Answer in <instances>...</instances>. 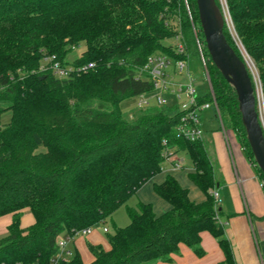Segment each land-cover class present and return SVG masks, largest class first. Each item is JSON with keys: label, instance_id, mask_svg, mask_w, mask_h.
<instances>
[{"label": "trees", "instance_id": "16d2710c", "mask_svg": "<svg viewBox=\"0 0 264 264\" xmlns=\"http://www.w3.org/2000/svg\"><path fill=\"white\" fill-rule=\"evenodd\" d=\"M235 33L255 62L264 93V0H226ZM217 5L221 8L219 0ZM225 36L243 59L227 24ZM181 35L186 55L167 40ZM201 42L209 81L199 102H216L222 127L238 136L264 184L247 139L234 87L212 62L196 0H0V217L10 214L0 240V264H53L58 236L106 224L122 205L130 222L108 236L110 249L89 244V264L170 262L188 245L205 254L201 233L209 231L225 259L235 264L231 242L212 191L221 181L202 140L178 136L181 114L148 107L129 119L123 103L153 90L139 76L148 57L165 53L188 60ZM85 50L73 61L72 48ZM45 55L63 64L95 63L66 79L41 69ZM202 84V85H203ZM255 85V84H254ZM6 112L10 120L3 122ZM41 147L45 152L37 153ZM184 150L194 165L190 180L205 195L168 175L155 192L171 208L157 216L151 203L128 201L162 169L166 150ZM34 223L22 227L23 210ZM59 264H85L79 251Z\"/></svg>", "mask_w": 264, "mask_h": 264}, {"label": "crops", "instance_id": "0c3cea01", "mask_svg": "<svg viewBox=\"0 0 264 264\" xmlns=\"http://www.w3.org/2000/svg\"><path fill=\"white\" fill-rule=\"evenodd\" d=\"M211 120L212 114L204 111L202 114L204 138L205 136L211 138L212 161L216 176L221 181L218 188L220 195L218 204L223 211L220 219L231 242L235 264H264L263 180L253 161L246 156L242 146L234 137L222 136L214 129L208 130ZM174 152L173 159H166L162 163L160 174L139 189L130 198L128 205L136 206L139 201L151 203L157 216L169 211L171 205L154 191V184L162 183L168 175L174 176L181 186L189 191L191 200L196 202L205 200L204 193L189 178V173L194 171L189 155L179 150ZM179 160L181 166H176ZM106 233L109 234V230ZM77 237L71 243L72 251H80L75 243ZM201 237L205 252L203 256H197L188 245L182 243L179 255L172 256L170 262L156 264H218L222 262L225 256L217 239L209 231H203ZM105 249H110V243ZM90 255L91 258H88L85 264L92 262L93 256L91 253Z\"/></svg>", "mask_w": 264, "mask_h": 264}, {"label": "built area", "instance_id": "2783aa9c", "mask_svg": "<svg viewBox=\"0 0 264 264\" xmlns=\"http://www.w3.org/2000/svg\"><path fill=\"white\" fill-rule=\"evenodd\" d=\"M223 12L226 24L235 39L229 25V22H231L234 28L228 6L223 8ZM174 38L177 42L174 48L176 54L180 56L186 55V48L182 42L181 35L179 34ZM236 43L238 42L236 41ZM94 67V62L82 65H75L73 63L63 64L55 55H45L41 65V69L50 70L57 79H66L75 73L80 74ZM139 72L141 78L148 79L152 82L153 90L150 93L137 96V107H149L152 105V101H155L157 106L169 105V107H176V112L181 114L177 126L178 136L188 141L202 140L205 135L202 127V114L211 107L216 110L218 108L216 102H199L200 92L196 85L198 81L191 76L188 60L185 58L175 59L165 53L154 54L148 57ZM256 96L259 119L264 129V93L261 81L260 86L256 85ZM171 99L174 100L171 101ZM164 155L166 159H173L175 152L173 149H167ZM176 166H181L180 160ZM212 193L218 201L220 197L218 190H213ZM92 229L93 227L84 228L73 236L70 234H61L58 236L56 241L58 251L53 260V264H59L61 260H68L73 252L70 246L74 238L76 236H87L92 232ZM107 231L108 229L105 227L104 232Z\"/></svg>", "mask_w": 264, "mask_h": 264}, {"label": "water", "instance_id": "95a60500", "mask_svg": "<svg viewBox=\"0 0 264 264\" xmlns=\"http://www.w3.org/2000/svg\"><path fill=\"white\" fill-rule=\"evenodd\" d=\"M204 42L210 58L222 76L234 87L242 122L257 166L264 175V129L257 109L256 86L245 56L239 57L228 42L226 19L216 0H196ZM204 82H196L197 86Z\"/></svg>", "mask_w": 264, "mask_h": 264}, {"label": "rangeland", "instance_id": "374dc122", "mask_svg": "<svg viewBox=\"0 0 264 264\" xmlns=\"http://www.w3.org/2000/svg\"><path fill=\"white\" fill-rule=\"evenodd\" d=\"M219 1L221 4V8L223 10V8L227 6V1L226 0H219ZM229 25H230L231 31L233 32V35H234L236 41L238 42L237 46L240 48L242 55L246 57V59L249 63V70H250L252 78L254 79L255 86L256 85L260 86V81H261L260 80V74H259V71H258V68H257L255 62L253 61V59H251L248 56V54L246 53V51L242 47V44H241V42H239L231 22H229ZM166 43L168 46H170V47H172V49H174L177 42H176L175 38H171V39L167 40ZM84 50H85V45L83 43L77 48H75V47L72 48V52L69 54L68 60L73 61L74 59L80 57ZM188 52H189L188 53V56H189L188 57V67H189V71L191 73V76L194 77L197 81H203L204 83L206 81H209L208 62H207L206 56L204 55V51H203V47H202L201 42L199 43V49L197 48L195 50L188 51ZM206 86H207L206 84L198 86L199 92L200 93L203 92L206 89ZM172 100H174V99H171V101ZM137 102H138V97L136 96V97H131V98L127 99L122 105V109H123L125 115L129 119H133L136 114H138L142 110H145L146 108H148V107L138 108ZM151 103H152V105H150L149 107L157 106L155 101H152ZM158 107L167 113L171 110V107H169V105H162V106H158ZM207 111L209 112V114H212V120L209 121V125H208L209 131L214 129L220 135L225 136V137H234L238 141V143H240V140L238 139V136L235 132H233L232 130H226L222 127L221 118L219 116L218 110L211 107L210 109L206 110V112ZM10 115H11L10 112H6L2 117L3 122H5V123L8 122L10 120V117H11ZM202 141L204 142L205 146L208 148V150L210 152V157L212 159L213 152H212L211 138L205 136V138H203ZM240 145H241V143H240ZM45 151H46L45 148L41 147L36 152L40 153V152H45ZM179 151L186 153V151H184V150H179ZM151 180H149L148 182H151ZM148 182H146L141 188H143ZM113 214H115V215H112V218H113L112 220H113V222H115L116 226L125 227L129 224V217H128L125 205H122L121 207H119ZM11 220L12 219H11L10 214H7V215L0 217V240L8 235L7 226L10 224ZM33 222H34V216L31 212V210L29 208L24 209L23 210V217H22V227L28 228L29 226H31L33 224ZM105 227L109 230V234L104 232ZM113 232H114V229H113L112 221L109 220V222L106 224H99V225L93 227L92 232L89 235L78 236L76 238L75 243L80 250L79 253H80L81 258L84 261V263L87 262L88 258L89 259L91 258V255L88 251V244H89L88 242L101 244L103 247L107 248V247H109L108 235L112 234ZM73 254H74V251L71 253L69 258H71L73 256Z\"/></svg>", "mask_w": 264, "mask_h": 264}]
</instances>
